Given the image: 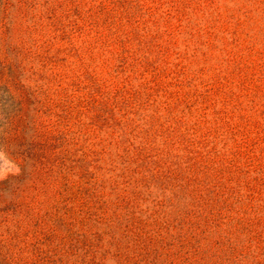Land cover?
Here are the masks:
<instances>
[{
    "label": "rangeland",
    "instance_id": "1",
    "mask_svg": "<svg viewBox=\"0 0 264 264\" xmlns=\"http://www.w3.org/2000/svg\"><path fill=\"white\" fill-rule=\"evenodd\" d=\"M0 154V264H264V0H0Z\"/></svg>",
    "mask_w": 264,
    "mask_h": 264
},
{
    "label": "clouds",
    "instance_id": "2",
    "mask_svg": "<svg viewBox=\"0 0 264 264\" xmlns=\"http://www.w3.org/2000/svg\"><path fill=\"white\" fill-rule=\"evenodd\" d=\"M2 155V154H0ZM18 171V170H17ZM7 173H0V179H3Z\"/></svg>",
    "mask_w": 264,
    "mask_h": 264
}]
</instances>
